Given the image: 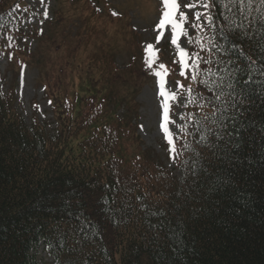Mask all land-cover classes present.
<instances>
[{
  "label": "trees",
  "instance_id": "16d2710c",
  "mask_svg": "<svg viewBox=\"0 0 264 264\" xmlns=\"http://www.w3.org/2000/svg\"><path fill=\"white\" fill-rule=\"evenodd\" d=\"M99 1L56 0L38 38L45 42L29 53L15 21L16 10L29 12L26 0H0V53L16 73L43 58L55 124V134L36 118L28 126L15 86L0 87V264H36L31 252L40 245L52 264H264V93L248 88L235 127L221 141L209 137L213 146L197 144L199 133L189 137L175 176L143 148L136 97L160 63L173 82H192L166 55L167 42L153 56L127 11H98ZM261 15L264 5L253 0L257 28ZM229 35L257 58L252 41Z\"/></svg>",
  "mask_w": 264,
  "mask_h": 264
},
{
  "label": "snow or ice",
  "instance_id": "6c2138e0",
  "mask_svg": "<svg viewBox=\"0 0 264 264\" xmlns=\"http://www.w3.org/2000/svg\"><path fill=\"white\" fill-rule=\"evenodd\" d=\"M39 2L43 4L44 0ZM161 3L164 10L156 25L160 30L156 43L168 39L163 30L170 27V42L176 47L179 58V75L192 82L187 88L180 81L169 83L164 79L167 73L160 71L165 69L163 63L153 73L158 78V95L163 98L159 127L168 144L169 159L175 162L183 151L192 150L189 137L194 138L197 133L196 143L201 145L213 146L209 141L212 136L216 141L224 139L229 124L235 127L241 105L253 95L248 91L250 86H256V94L264 93V15L259 17L257 28V17L251 16L253 0H161ZM260 4L264 5V0H260ZM217 5H222L223 11H213ZM237 6L239 18L234 11ZM43 15L47 18V10ZM190 29L195 31V36L190 35ZM229 34L241 41H252L253 51H259L257 58L252 59ZM152 49L153 45L148 44L146 51ZM146 63L149 68L153 67L152 60ZM173 105L184 109L191 105L201 112H180L179 119L183 123H177L172 118L176 115ZM206 108L211 112H203ZM143 127L141 125L142 130ZM239 131L237 129V135ZM177 142H181L179 149Z\"/></svg>",
  "mask_w": 264,
  "mask_h": 264
},
{
  "label": "rangeland",
  "instance_id": "374dc122",
  "mask_svg": "<svg viewBox=\"0 0 264 264\" xmlns=\"http://www.w3.org/2000/svg\"><path fill=\"white\" fill-rule=\"evenodd\" d=\"M54 2L56 3V0H44V3L41 4L39 0H26L30 8L29 12L16 10L15 21L18 23L20 29L25 32L24 36L20 39V45L29 50V53L36 51L38 44L46 40H39L38 38L46 32L47 25L44 24V21L51 20L50 10ZM103 7H108L112 15L115 16L119 12L127 11L132 29L139 37L138 39L142 46L147 47L148 44H152L153 49L151 52H153L154 56L159 54L158 47L162 43H170V50L167 51L166 55L175 57L179 62L177 49L170 42V27L166 26L163 30L164 35L168 39H162L159 44L156 43V36L160 34V30L156 29V25L159 23L160 16L164 10L161 0H100L96 8L98 11H102ZM44 10L48 12L47 18L43 15ZM88 16V21L92 20L93 23L94 20L98 21L93 15ZM70 29L72 34H74L75 29L73 27ZM189 31L191 34L192 29ZM116 46L119 47L121 45L120 43H116ZM116 55H120L119 51H116ZM122 56L126 62L133 57L130 52H125ZM177 61H175V66L178 65L179 67ZM121 63L117 60V65L121 66ZM42 64L43 58H40L38 61L35 59L33 63H26L16 73V68L12 66L11 61L0 53V87L2 88V93H7L12 86H15V107L28 126H31L33 120L36 118L38 123L43 125L47 132L55 134L52 110L48 100L44 96L45 91L41 83L39 68H41ZM157 80L158 78L147 82L136 97V102L139 107L136 118L138 127L137 135L142 140L144 149L151 150L165 168L172 171L175 176L180 177L181 174L176 166V161L173 162L169 159L168 144L159 127V121L162 115L160 104L163 98L158 95L159 88ZM165 80L171 84L175 83L171 79ZM33 103H35V108L32 106ZM173 109L176 115L172 118L177 123H182L179 119V113L183 112V108H176L173 105ZM141 125L144 126L143 130L141 129ZM169 127L175 130L173 125H169ZM31 255L36 264H52L53 260L43 245L33 250Z\"/></svg>",
  "mask_w": 264,
  "mask_h": 264
}]
</instances>
